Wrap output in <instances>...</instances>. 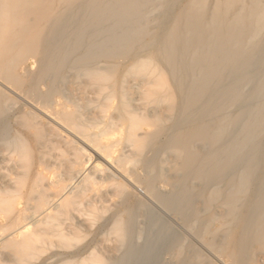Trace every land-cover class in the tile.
Returning <instances> with one entry per match:
<instances>
[{
	"label": "bare ground",
	"instance_id": "obj_1",
	"mask_svg": "<svg viewBox=\"0 0 264 264\" xmlns=\"http://www.w3.org/2000/svg\"><path fill=\"white\" fill-rule=\"evenodd\" d=\"M49 263L264 264V0H0V264Z\"/></svg>",
	"mask_w": 264,
	"mask_h": 264
},
{
	"label": "rangeland",
	"instance_id": "obj_2",
	"mask_svg": "<svg viewBox=\"0 0 264 264\" xmlns=\"http://www.w3.org/2000/svg\"><path fill=\"white\" fill-rule=\"evenodd\" d=\"M155 204V203H154ZM154 204L153 203H151L150 204V206H151V208H152V211H153V213L155 214V215H157V217L161 220V222L163 223V224H168V225H170V227L174 230V231H176V232H179L180 234H183V235H186V231H185V229L184 228H182L183 227V225L181 224V222L179 221V219H177L174 215H172L171 213H169V212H167L166 210L164 211V209L160 206H157V204H155V206H154ZM153 205V206H152ZM159 208H161V210L159 209ZM160 210V211H159ZM159 211V212H158ZM162 211V212H161ZM161 212V213H160ZM166 212V213H165ZM167 213H169V214H167ZM163 214H165V216H163ZM168 215V216H167ZM172 218V219H171ZM170 221V222H169ZM173 221V222H172ZM172 222V223H171ZM174 222H175V225L176 226H179L178 228L174 225ZM145 226V227H144ZM143 228H144V230L146 229V231H145V240L146 239H149V240H151V245H154L155 243H153V241L157 238V237H155L157 234H156V230L153 228V226L152 225H150L149 223H143ZM182 228V230L180 231V229ZM185 231V232H184ZM185 233V234H184ZM147 235V236H146ZM150 236V238H149V236ZM90 237H87V239H85V242L86 241H88V240H90L89 239ZM144 239H143V241H144ZM153 243V244H152ZM108 244H110V243H108ZM151 245H149L150 246V248H148L147 247V249H149L150 251H152V252H155L156 253V255L154 256V260H159V261H163L168 255H167V253L165 252V250H161L160 248H157L155 245L154 246H151ZM164 253H165V255H164ZM105 254L107 255V253L105 252ZM86 255H88V254H86ZM164 257V258H163ZM53 261H54V259H53ZM52 261V262H53ZM52 262H50V263H52ZM49 263V264H50Z\"/></svg>",
	"mask_w": 264,
	"mask_h": 264
}]
</instances>
